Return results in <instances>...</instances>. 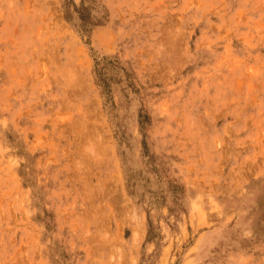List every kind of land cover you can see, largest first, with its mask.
I'll use <instances>...</instances> for the list:
<instances>
[{
    "label": "rangeland",
    "instance_id": "374dc122",
    "mask_svg": "<svg viewBox=\"0 0 264 264\" xmlns=\"http://www.w3.org/2000/svg\"><path fill=\"white\" fill-rule=\"evenodd\" d=\"M0 264H264V0H0Z\"/></svg>",
    "mask_w": 264,
    "mask_h": 264
}]
</instances>
